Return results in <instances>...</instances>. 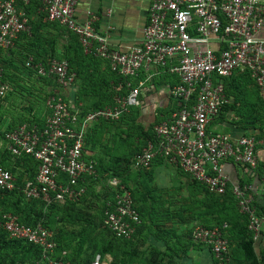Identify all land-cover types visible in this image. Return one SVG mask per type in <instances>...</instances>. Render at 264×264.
Listing matches in <instances>:
<instances>
[{
  "label": "built area",
  "instance_id": "built-area-1",
  "mask_svg": "<svg viewBox=\"0 0 264 264\" xmlns=\"http://www.w3.org/2000/svg\"><path fill=\"white\" fill-rule=\"evenodd\" d=\"M32 1L0 0V57L10 54L24 34H32L28 12ZM39 1L37 12H44L47 21L75 33L84 51L103 60L118 77L111 80L109 103L83 109L58 90H49L43 122L0 126V149L15 157L30 155L38 162L34 178H25V196L39 198L45 205L79 200L90 179L98 175L87 140L91 126L121 118L140 106L142 93L157 75L166 73L174 77L169 85L173 105L152 123V138L134 155V168L149 169L160 159L182 169L210 192L225 195L230 191L257 240L264 216L253 206L250 186L232 182L225 164L229 161L256 169L258 147L264 140L254 134L233 137L215 133L209 125L231 103L226 79L236 71L248 72L264 99V35H260L264 30V0H151L141 41L127 47L110 43L109 35L96 28L95 13L79 20V0ZM24 67L59 88L72 87L77 80L65 57L36 61L28 55ZM9 80L4 78L0 61V103L12 89ZM17 182L16 174L0 165V188L14 189ZM109 184L115 195L106 201L104 225L116 236L130 238L142 221L136 200L132 190L117 178H110ZM0 226L11 238L39 245L43 262L69 264L53 257L57 246L54 232L41 223L30 225L11 212H3ZM228 227L227 222L193 225V240L209 248L213 264H232ZM90 264L107 263L97 253Z\"/></svg>",
  "mask_w": 264,
  "mask_h": 264
},
{
  "label": "rangeland",
  "instance_id": "rangeland-1",
  "mask_svg": "<svg viewBox=\"0 0 264 264\" xmlns=\"http://www.w3.org/2000/svg\"><path fill=\"white\" fill-rule=\"evenodd\" d=\"M47 26L48 23L38 25L37 28L34 26L35 36L22 44V51L12 62L13 64L7 66L6 63L10 70L8 73L14 79L8 76L12 89L0 103L1 127L12 125L23 117L44 116L45 114V100L48 91L51 90L49 87L51 82L25 70L23 61L26 53L29 52L42 57L66 55L63 48L69 45L67 38H63L59 31V35L48 33ZM8 55L5 54V56ZM77 57L79 56L76 54L75 58ZM83 69L88 73V67H82ZM242 75L250 87V96L245 99L251 100L248 103L242 99L240 106L243 108V118L247 121L264 123V99L253 89L252 80L248 78L247 73H242ZM86 77L82 78L84 84L90 85L92 88L89 87L93 90L97 87L101 90L103 95L99 96V101L101 100L104 104L110 102L107 87H102L99 82L90 79L88 75ZM103 83L107 85L104 81ZM233 88L238 92L244 89L241 86ZM144 115L142 110L135 107L121 118L94 123L89 134L91 147L99 152L97 161L99 170L102 172L95 185L98 196L92 195L90 199L61 204L51 211H46L45 220L68 250L71 257L70 264H84L98 249L102 250L104 260L108 264L112 260L119 264L124 259L136 257V240L132 242L133 244L126 245L125 241L114 239L102 224L101 202L103 197L110 195V191L107 192V189L111 187L110 178H117L129 186L136 198L138 197L142 202L149 198L153 201L164 199L166 204L171 206L167 216L186 224L184 233L187 236L190 235L192 225L196 222L219 221L227 219L229 212L235 214L231 210V205L235 203V200L209 193L180 168L170 166L161 175L154 171L146 173L134 168V155L143 148L147 137L145 131L147 125L142 118ZM9 164L5 166L11 167L12 164ZM15 172L23 175L20 171L15 170ZM162 194L165 195L164 198ZM2 205L0 202V207ZM237 211L240 213L239 209ZM230 232L232 233L230 245L235 253L234 257H231V262L233 259L236 264H264V241L255 240L253 235H250L247 226L241 224L239 219L236 227L233 228L231 225ZM195 243L202 245L196 241ZM3 257L11 258L14 261L13 264H35V260L29 253L18 252L12 248L4 253L0 250V261Z\"/></svg>",
  "mask_w": 264,
  "mask_h": 264
},
{
  "label": "crops",
  "instance_id": "crops-1",
  "mask_svg": "<svg viewBox=\"0 0 264 264\" xmlns=\"http://www.w3.org/2000/svg\"><path fill=\"white\" fill-rule=\"evenodd\" d=\"M150 3L151 0H79L76 5V17L84 21L91 13H95L98 15L95 26L97 29L109 35L110 43L117 47H127L128 45L136 44L141 41L143 29L148 21ZM33 18L35 20L34 22L37 23H35L36 25L48 23V33L51 32V34L57 35L59 31L63 38H67L69 45L63 48V51L64 53L66 52L67 55H70L73 64L79 71L74 86L59 88L51 83V86H49L51 90H58L63 93L73 105L83 109L94 107L100 103L101 100L99 101V96L103 95L101 90L98 87L94 88L95 90L91 89L92 87L90 85L83 83L82 78H87L86 75H88L90 79L96 80L101 85H103V81L109 82L110 71L107 68V64L95 55L96 58H90L85 55L82 46L79 44L78 37L66 27L51 24V22L46 20L44 14L35 12L33 13ZM260 35H264V30L261 31ZM22 47L23 45L20 43V45L8 56H5V54L1 55L0 61L4 65L7 63V66L13 64L12 62L17 59L20 51H22ZM76 54L79 57L75 58ZM51 56L62 57L64 55ZM82 67H88V73L85 69L82 70ZM242 73L245 72L236 71L226 79V85L231 93L230 96L232 101L224 108L221 115L210 123L209 129L212 132L225 133L233 137H238L241 134H254L263 141L264 123H260V121L255 122L253 120L247 121L242 115L243 108L240 106L241 102H243L242 99L248 103L251 101L247 100L250 96V87L246 84V79ZM248 78L251 80V77L248 76ZM173 82L174 77L172 75L161 73L155 77L152 85L147 87L142 93V104L137 108L145 113L142 118L144 122H146L147 127H150V125L158 119L159 114L168 113L171 109L173 104L169 95V85ZM235 86H241L244 89L241 90L242 92H238L233 88ZM252 87L256 90V84L253 80ZM232 90L234 92H232ZM107 91L109 92V88H107ZM88 146L90 151L94 154L93 157L97 160L96 157L99 152L91 147L90 134ZM258 161L259 165L254 170H251L243 164L229 161L226 162L225 168L232 182L250 186L248 194L252 199L253 206L258 213L264 216V191L262 190L264 143L259 144ZM170 166L174 168L177 167L159 159L155 160L149 169L142 171L146 173L154 171L161 175V173L166 171ZM162 195L164 198L165 195ZM161 200L162 201H153L152 198H149L142 202L138 197L136 198L137 208L139 212L141 211L142 224L135 238L137 258H135L132 264H213V256L209 248L205 245H198L191 239L190 235L187 236L184 233L186 224L178 220L175 221L174 218L171 219L169 215L167 216L171 206L166 204L164 199ZM236 206L237 204L235 205V203L231 205V210L234 211L235 214L229 212L227 215L233 228L236 227L238 219L241 224L245 223V219L242 215L243 213H238L237 210L239 208L237 209L238 206ZM228 208L230 209L229 206ZM258 240L264 241V227ZM231 252H233V254L231 253L233 255H231V257H234L235 253L232 251V246ZM155 258H157V262L154 263ZM232 264H236L233 259Z\"/></svg>",
  "mask_w": 264,
  "mask_h": 264
},
{
  "label": "trees",
  "instance_id": "trees-1",
  "mask_svg": "<svg viewBox=\"0 0 264 264\" xmlns=\"http://www.w3.org/2000/svg\"><path fill=\"white\" fill-rule=\"evenodd\" d=\"M39 6H40V1L39 0H33L31 5L29 6L28 12L30 13V16H31L32 34L31 35L24 34L21 37V39L19 40L17 47L20 45V43L23 44L26 41H28L30 37L35 36L36 28H37L36 26H38V25H36L37 23L34 22L35 20L33 18V13L36 12L38 14L39 13L40 14H44V12H37V9H38ZM51 24H55V23H51ZM55 25H58V24H55ZM78 40H79V38H78ZM79 44L82 46L80 41H79ZM82 48H83V46H82ZM15 49L11 50L10 54ZM28 55H33L34 58L36 59V61L46 58V57L35 55V54L31 53V52L26 53V57ZM66 55H64L62 57H65L66 59H68V61L70 62V66L78 74L79 71L77 70V68L73 64L72 58L69 57V55H67V56ZM85 55H87L90 58H96L92 53H86L85 52ZM3 66H4V78H8V76H10L11 79H14L9 74L10 70L8 69V67L6 65H4V64H3ZM23 67H24V61H23ZM25 70H27V69L25 68ZM245 73H247V75L249 77H251L248 72H245ZM109 74H110V76H109L110 80L116 79L118 77L115 74H113L112 72H110ZM41 78L49 81L45 77H41ZM110 80H109V82L105 81V83H107V85H104V83H102L103 84L102 87L105 86V87L109 88L108 101L112 100V94H113L112 91L110 90ZM251 80H253L252 77H251ZM256 91H257L258 95L260 96L259 89H258L257 86H256ZM226 92H227L228 95H231L227 85H226ZM103 104H104V102H100V103H98L95 106H99V105H103ZM45 113H46V108H45ZM43 120H44V116L32 115L31 117L20 118V120H18L16 123L22 122V121H30V122L41 123V121L43 122ZM16 123H14L12 125H9V127L15 126ZM151 125H150V127L145 128L146 136H147L146 140H145V143H146V141L149 138H152L153 134H152V126ZM88 139H89V132H88L87 140ZM9 163L12 164L11 167H9V169L13 173L16 174L15 170H17V171L22 172L23 175L21 176V175L16 174L18 182H17V185H16V187L14 189L9 190V189H1L0 188V202L3 204L0 207V214L3 213V212H11V213L15 214L18 217V219L20 221L24 222V223H27V224H30V225H36L38 223H41L42 225L46 226L47 228H49L50 230L53 231V229L49 226L47 220H45V217L47 215L46 211H51V210L55 209L56 206L61 205V204L63 205L65 203L54 202V203H51L49 205H45L44 201L39 199V198H27L25 196V194H24V192L22 190L25 178H34V176H35V174L37 172V164H38V162L32 156L24 154V155H22L20 157H15L7 149H0V165L8 168L7 166L10 165ZM5 165H7V166H5ZM97 168H98V175H97V177H92L90 179V181L87 184L86 193L79 200L67 202V204H69V203H77V202H79L81 200L90 199V197L92 195L98 196V192L95 189V185H96V183L99 181V179L101 177L100 173H102L99 170L98 161H97ZM193 181L201 184L200 182H198L196 180H193ZM201 185L209 193L215 194L213 192H210L203 184H201ZM109 188L107 189V192L109 190L110 191V195H106L105 197H103L102 198V202H101V216H102V224L103 225H104V214H105V209H106V201L109 200V199H113L114 195H115L114 188L113 187H109ZM132 193H133V196H134V198L136 200V196H135L133 190H132ZM215 195H217V194H215ZM218 196H222L223 198H229L230 200H235V203L237 204L236 199L230 193V191H228L225 195H218ZM242 215H243V217L245 219L244 225H246L247 228H248L247 217L244 214H242ZM140 216H141V211H140ZM141 219H142V216H141ZM223 222H227L229 224V227L227 229V237L230 240V238L232 236V233L230 232V230H231V221L229 219L225 218V219H221L219 221L217 220V221H214V222H209V223L208 222H202V223H204L206 225H213V224H222ZM141 224H142V221L138 225L135 233L130 238L118 237L107 226L104 225V227L113 235L114 239H117L119 241L123 240V241L126 242V245H130L135 240V238L137 236L138 229L141 226ZM248 231L250 232V235L252 236L253 235L252 232L249 229H248ZM191 232H192V230H191ZM190 235H191V238L193 239L192 233H190ZM54 237H55L57 246H56V248H55V250L53 252V257L55 259H63L64 261H68L69 264H70V260H71L70 258L71 257L69 255L68 250L64 247L63 243L61 241H59V239L56 237L55 233H54ZM10 248H12L13 250H17L18 252L22 251L23 253L24 252L25 253H29L32 256V258L35 260L34 261L35 264H49L47 261L43 262L42 248L39 245H37V244H35L33 242H29V241H27L25 239L11 238V237H9L8 232L4 228H2L0 226V250H1V252L4 253ZM97 253L101 254V256L104 257V254H103L102 250L98 249L91 255L90 259L87 260L84 264H90V262L92 261V259L94 258V256ZM134 257L129 258L128 260L124 259L119 264H132L134 262V259L136 258V257L135 258ZM116 262L117 261H113L112 260L109 264H116ZM150 262H152V261H150ZM155 262H157V258L154 259V263ZM13 263H14V261L11 258H7V257H3V259L0 261V264H13Z\"/></svg>",
  "mask_w": 264,
  "mask_h": 264
}]
</instances>
